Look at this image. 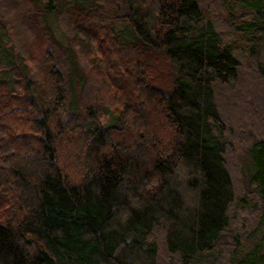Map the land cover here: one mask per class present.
<instances>
[{
	"label": "trees",
	"instance_id": "obj_1",
	"mask_svg": "<svg viewBox=\"0 0 264 264\" xmlns=\"http://www.w3.org/2000/svg\"><path fill=\"white\" fill-rule=\"evenodd\" d=\"M247 73L264 0H0V264H264Z\"/></svg>",
	"mask_w": 264,
	"mask_h": 264
},
{
	"label": "rangeland",
	"instance_id": "obj_2",
	"mask_svg": "<svg viewBox=\"0 0 264 264\" xmlns=\"http://www.w3.org/2000/svg\"><path fill=\"white\" fill-rule=\"evenodd\" d=\"M56 31L58 35H60L58 29L56 28ZM247 66H245L246 68ZM247 75V76H246ZM238 90L240 92V99L237 97H233L228 94L224 93H218V103L220 106L221 113L230 128L238 129L240 128V125L245 126L247 124V120L245 119V116H248V112L255 109L257 107L258 103H261V105L258 104V107L261 106L264 108V89L262 88V84L252 77L251 75L245 74L241 77L240 83L238 85ZM241 100V101H239ZM257 109V108H256ZM262 109V108H261ZM259 117L263 118L264 121V110H262L259 113ZM104 122H109L111 120L110 116H103ZM230 159V165L232 166L234 163V160L232 157ZM234 179H237V176L234 174ZM239 184L237 183V186ZM255 213L250 212L249 217L247 218L249 222L251 220H254ZM244 219L245 217L242 216ZM163 249H161L162 251ZM164 251V250H163ZM160 263H165L166 259L161 256L159 258Z\"/></svg>",
	"mask_w": 264,
	"mask_h": 264
}]
</instances>
